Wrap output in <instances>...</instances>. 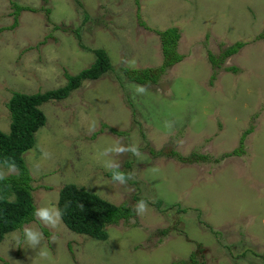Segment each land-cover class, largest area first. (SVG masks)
Masks as SVG:
<instances>
[{
  "label": "rangeland",
  "instance_id": "obj_1",
  "mask_svg": "<svg viewBox=\"0 0 264 264\" xmlns=\"http://www.w3.org/2000/svg\"><path fill=\"white\" fill-rule=\"evenodd\" d=\"M13 2L38 12H22L14 30L0 33L1 131L10 132L13 92L60 89L66 72L95 62L80 44L105 50L113 67L42 107L47 124L25 155L36 207L58 209L61 190L74 184L136 217L109 226L106 241L61 219L55 228L34 220L26 226L43 233L40 245L10 233L0 264H193L192 256L196 264H264V0H81L88 22L74 0H0V28L14 24ZM170 27L181 33L185 59L158 84L131 82L123 69L161 66L153 30ZM238 42L247 45L219 67L210 63V52L219 57ZM252 127L245 153L224 157ZM117 145L139 155H103ZM193 153L205 159L181 161ZM109 161L129 181L109 178Z\"/></svg>",
  "mask_w": 264,
  "mask_h": 264
},
{
  "label": "trees",
  "instance_id": "obj_2",
  "mask_svg": "<svg viewBox=\"0 0 264 264\" xmlns=\"http://www.w3.org/2000/svg\"><path fill=\"white\" fill-rule=\"evenodd\" d=\"M74 2L77 8L82 11L84 22H88L90 16L84 11L81 0H74ZM12 5L15 8V12L13 13L14 24L6 29L0 28V33L5 30H14L18 26L19 17L22 12H38L36 8L22 7L14 2ZM55 29L59 30L60 28L55 27ZM148 29L151 30L149 27ZM153 31L160 39L163 55L161 66L146 69H123L128 79L139 85L158 84L163 73L185 59L178 51L181 33L177 27H170L163 31ZM79 32V30L76 31V34L82 40ZM260 39H264V32L257 38V40ZM246 45L247 43L238 42L225 49L219 57L210 52L208 56L209 61L214 67H219L227 58L236 55ZM80 46L88 52H92L96 58L89 68L74 76L66 72L67 84L60 89L35 94L13 92V96L7 103L11 123L9 133L0 130V166L8 168L7 164L14 163L18 173L11 174L4 180H0V243L6 235L22 231L23 226L35 220L33 212L37 207L33 200L32 175L27 166L25 155L35 147L37 132L47 124V116L42 107L48 103L68 99L71 93L78 90L84 81L99 80L113 69L111 59L105 50L89 49L82 44ZM226 70L236 71L233 68ZM252 131L253 127L246 130L242 134L239 148L225 154L224 157L242 156L245 153V139ZM204 157V155L193 153L190 157H181V161H197L205 159ZM6 161L7 164L5 163ZM114 172L124 174L126 181H129L130 174L119 169L109 171L108 177L112 179ZM12 197H14V200H10ZM58 209L62 213V222L70 231L88 236L97 241H106L109 238L107 231L109 226L118 225L122 221L127 223L136 217V212L128 205L117 206L111 204L74 184L66 185L61 190ZM43 231L45 235H48L45 229ZM166 233L168 232H162V234ZM240 258L245 257L241 255ZM0 260L1 262L4 261L1 258ZM191 260L193 264H196L193 256ZM5 264L9 263L6 262ZM180 264L187 263L184 261L180 262Z\"/></svg>",
  "mask_w": 264,
  "mask_h": 264
},
{
  "label": "clouds",
  "instance_id": "obj_3",
  "mask_svg": "<svg viewBox=\"0 0 264 264\" xmlns=\"http://www.w3.org/2000/svg\"><path fill=\"white\" fill-rule=\"evenodd\" d=\"M128 151L132 152L134 155H137V156L139 155V152L135 146L125 148L124 146H119V145L112 147V148L105 149L103 152V155L108 156L111 153L121 155ZM5 163L7 164V161ZM7 167H8L7 173L0 171V180H4L7 174H11L17 171L16 165L14 163L7 164ZM105 167L109 169L119 168V164L109 161L106 163ZM112 179L116 182H119L120 184H124L126 182V178L124 174L119 173V172H114ZM146 210H147L146 203L143 200L139 201L136 206V211L139 214H142ZM61 216H62V213L60 212V210L55 209V208L39 207V208H36L33 212V217L35 220L39 221L44 226L50 227V228H55L57 226V224L59 223L61 219ZM22 231L24 234L25 241L30 247L36 248L40 245L41 240L43 239L42 232L34 230L33 228L28 227V226H23ZM47 255L48 253L46 251L40 252L41 257H47Z\"/></svg>",
  "mask_w": 264,
  "mask_h": 264
}]
</instances>
